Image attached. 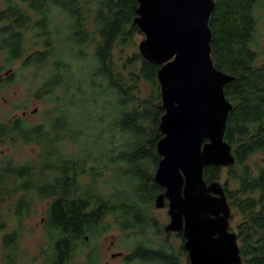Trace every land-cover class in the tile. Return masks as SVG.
I'll return each mask as SVG.
<instances>
[{"label": "trees", "instance_id": "trees-1", "mask_svg": "<svg viewBox=\"0 0 264 264\" xmlns=\"http://www.w3.org/2000/svg\"><path fill=\"white\" fill-rule=\"evenodd\" d=\"M257 2L216 0L210 18L214 64L235 76L225 87L233 103L225 139L236 161L227 166L223 187L231 207L243 217L238 242L245 264H264V164L253 169L248 163L253 155H264V53L257 50ZM4 5L0 9V55L8 63L22 59L24 69H44L38 87V92L43 91L41 97L53 96L57 88L63 94L54 97L59 103L58 116L50 126L27 124L23 116L0 120V138L43 147L37 163H0V218L6 194L20 193L13 212L19 223L32 212L36 195L50 200L45 229L52 254L45 264H69L78 241L109 230L101 228L109 215L115 216L121 229H135L147 241L149 229H161L152 209L164 191L154 177L161 159L157 143L162 138L159 124L164 110L158 81L161 65L146 61L140 53L125 55L139 33L134 23L138 1L4 0ZM28 42L41 48L28 52ZM117 45L121 48L119 65L113 60ZM260 54L262 61H258ZM142 82L152 87L148 96L141 95ZM98 126L99 133H93ZM103 130L120 134L119 147L109 156L117 165L120 187L107 200H93L91 185L82 184L81 177L92 173L95 180L99 170L94 164L102 158L88 150L84 138L92 137L98 145ZM66 138L79 145L86 143L87 148L76 157H66L56 147ZM224 168L206 166V180L221 182ZM4 228L1 221L0 229ZM19 238V229L3 236L7 264L14 259ZM144 240L131 259L182 264L181 256H187L183 244L172 250Z\"/></svg>", "mask_w": 264, "mask_h": 264}, {"label": "water", "instance_id": "water-1", "mask_svg": "<svg viewBox=\"0 0 264 264\" xmlns=\"http://www.w3.org/2000/svg\"><path fill=\"white\" fill-rule=\"evenodd\" d=\"M134 23L144 38L140 54L161 65L155 180L168 206L167 232L183 231L190 264H245L238 233L230 229L231 205L220 181L208 182L206 166L227 167L236 157L225 139L233 103L225 87L235 76L212 58L210 18L216 0H137ZM110 264V263H106Z\"/></svg>", "mask_w": 264, "mask_h": 264}, {"label": "rangeland", "instance_id": "rangeland-1", "mask_svg": "<svg viewBox=\"0 0 264 264\" xmlns=\"http://www.w3.org/2000/svg\"><path fill=\"white\" fill-rule=\"evenodd\" d=\"M4 0H0V9L4 7ZM257 24V50L264 53V0H258L255 6ZM59 18V17H58ZM28 36L30 34L28 33ZM144 38V35L137 33L133 41H130L125 49L126 56H132L134 53H140L139 43ZM41 47H34L31 42L27 43L28 52ZM121 48L117 45L113 52V60L119 65ZM261 52V53H262ZM4 54L0 55V120L9 122L17 116H23L27 124H37L40 122L50 126L53 120L58 116L57 106L59 103L54 100V97L62 95L63 90L57 88L53 96L41 97L43 91L38 92V87L42 81L44 69L34 67L22 68L23 60H18L13 63L5 62ZM263 60V55H259L258 61ZM141 95L148 96L152 92V87L142 82ZM40 95H38V94ZM101 125V123H98ZM99 126L93 133H99ZM91 131V134H93ZM103 139H97L98 145L93 144L92 137L84 138L87 141L88 150L93 152L95 157H101L102 160L98 164H94L95 180L90 174H85L81 177L82 184H90L93 192V200L108 199L118 191L119 174L115 172L117 165L112 164L110 155L115 153L119 147V133L103 130L100 132ZM92 136V135H91ZM114 141V143L112 142ZM61 154L66 157H76L80 151L86 147V143L77 144L71 139H64L56 145ZM108 149L103 152L100 148ZM113 147V150L111 149ZM43 147L34 143H24L18 141L12 143L9 138H0V163L12 160L14 163H23L26 161L39 162L40 154ZM249 165L256 169L258 165L264 164V155L262 153L253 155L249 161ZM90 167V164H89ZM227 167L224 168L221 183L224 184L228 177ZM101 173V174H99ZM12 182V181H11ZM117 185V187H116ZM12 186V183L10 184ZM232 187L236 183L231 184ZM20 193L6 194V200L2 203L0 223H5V228L0 229V264H7L5 255L7 252L3 248V236L6 232L13 229L20 230V238L17 242L14 251V259L11 264H45L48 257L52 254V242L45 229L46 215L49 199L39 198L35 196L30 215L19 223L14 216V206L18 200ZM152 212L158 221L157 227L149 229L145 235L147 241L139 234L137 230H123L116 222L115 216L109 215L104 218L102 227H109L107 231H101L97 235L88 234L89 238L80 240L76 243L74 256L69 264H104L109 261L111 264H141L137 261L129 262L123 257L112 258V253L123 252V254L131 253L139 241L147 242L153 247H166L172 250H177L182 241L175 233L167 234L164 227L170 222L168 214V206L164 208H156L155 204ZM232 216L230 219V228L238 232V226L242 223V214L237 208L231 207ZM103 229V228H102ZM89 241L91 243H89ZM99 246L102 252L90 256L89 246ZM182 264H189L186 256H181Z\"/></svg>", "mask_w": 264, "mask_h": 264}, {"label": "flooded vegetation", "instance_id": "flooded-vegetation-1", "mask_svg": "<svg viewBox=\"0 0 264 264\" xmlns=\"http://www.w3.org/2000/svg\"><path fill=\"white\" fill-rule=\"evenodd\" d=\"M230 203V202H229ZM166 233L168 234V233H175L176 235H177V237H179L180 239H181V241H182V244H183V246H184V242H185V238H184V235H183V231H173V232H167L166 231ZM238 233V232H237ZM181 234H182V236L183 237H181ZM89 238V236H86V240ZM141 242V241H140ZM89 243H91L90 241H89ZM138 244H139V242H138ZM138 244L136 245V246H138ZM181 246V245H180ZM89 248H90V256H93V255H95V254H99L100 252H102V248L101 247H99V246H92V245H90L89 246ZM136 248V247H135ZM135 248H134V250H135ZM185 248V247H184ZM134 250L131 252V253H127V254H123V252H116V253H112V255H111V257L112 258H119V257H123V258H125L127 261H129V262H132V261H137V262H139V263H141V264H156L155 263V261L153 260V259H147V260H141V259H138L137 257H133L132 259H131V255L134 253ZM186 250V249H185ZM187 251V250H186ZM186 256V255H185ZM187 258H189L188 257V252H187V256H186V260H187ZM106 263H110L111 264V262H109V261H106V262H104V264H106Z\"/></svg>", "mask_w": 264, "mask_h": 264}]
</instances>
